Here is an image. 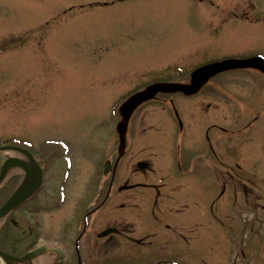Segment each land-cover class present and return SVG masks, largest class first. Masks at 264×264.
<instances>
[{"label":"rangeland","instance_id":"obj_1","mask_svg":"<svg viewBox=\"0 0 264 264\" xmlns=\"http://www.w3.org/2000/svg\"><path fill=\"white\" fill-rule=\"evenodd\" d=\"M208 1L0 0V146H23L19 141L27 140L38 149L47 140L55 145L56 140L66 141L73 160L70 196L82 193L89 180H107L103 161L114 160L118 142L115 111L131 92L155 80H184L195 67L213 60L264 55V0H249L250 7L247 0ZM230 3L240 5L235 10H248L243 24L249 32L236 29L229 20ZM253 70L216 75L207 87H215L217 94L225 90L228 98L247 105L264 103V78ZM163 98H172L179 110L198 99L184 103L178 94H160L135 112L129 127L132 147L123 159L124 177L137 161L155 153L166 181L179 180L174 159L180 140L174 113L161 102ZM190 113L189 125L195 128L196 115ZM243 118L248 121L251 113ZM263 124L261 115L255 132H261L264 145V128L259 126ZM156 133H164L157 150L149 139ZM258 135L244 134L251 156L260 142ZM5 153L0 152V167ZM11 172L0 186V205L11 184L7 181L17 179ZM149 176L162 177L159 172ZM250 180L256 185L255 194L264 195V167L250 172ZM222 202L218 205H225ZM259 217L256 229L264 228V213ZM205 223L208 230L202 231L199 245L151 246L120 258L107 253L112 260L105 264H143L157 258L179 264H264V229L240 234L241 221L234 216L230 232L208 213Z\"/></svg>","mask_w":264,"mask_h":264},{"label":"flooded vegetation","instance_id":"obj_2","mask_svg":"<svg viewBox=\"0 0 264 264\" xmlns=\"http://www.w3.org/2000/svg\"><path fill=\"white\" fill-rule=\"evenodd\" d=\"M247 1L250 7V1ZM238 6L230 3L229 20L236 29L245 31L247 28L243 23L249 17L248 10H235ZM255 56L264 59L259 52L234 58ZM253 71L264 78L258 70ZM189 75L179 82H188ZM211 82L210 79L192 95L177 93L184 103H190V98H198L184 110L176 109L172 98L161 101L172 110L177 125L176 135L180 142L176 145L174 167L178 181H166L167 173L155 153L137 161L135 167H131V174L124 177L123 159L132 147L129 127L134 115L126 131L125 149L120 160L115 165L116 149L113 161H103V164L110 162L109 172L102 171L109 178L89 180L77 196L71 197L68 190L73 169L68 143L56 140L55 145V141L47 140L36 149L27 140H22L20 148L29 152L40 168L41 182L31 196L0 220V264H105L112 260L107 253L118 254L116 258H120L124 253L151 246L156 249L183 246L185 249L199 245L202 231L208 230L206 223L203 224L206 213L230 232L234 230V216L241 221L240 234L262 231L264 228L256 229L255 225L259 215L264 213V195L258 189L260 195L255 194L252 186L255 188L256 185L250 180V172H260L264 167L263 139L261 132L259 135V131L255 132L258 119L264 115V103L260 100L258 104L247 105L232 100L225 90L217 94L215 87H207ZM156 100L158 96L152 101ZM192 110L194 117L196 115L195 128L188 121ZM245 113H251L248 121L243 118ZM259 126L264 128V124ZM246 133H256L260 139L254 145L252 156L247 143L250 140L244 136ZM161 135L156 133L158 137L149 138L156 150ZM20 158L29 164L25 154L20 153ZM138 163L143 164V168H139ZM158 172L162 176L159 179L149 176ZM14 175L17 179L7 181L11 184L2 204L27 177L22 168L11 172L10 176ZM220 200L225 201V205H218ZM209 228L212 230L213 226ZM37 250L35 256L26 257ZM165 261L176 260L157 258L143 264Z\"/></svg>","mask_w":264,"mask_h":264},{"label":"water","instance_id":"obj_3","mask_svg":"<svg viewBox=\"0 0 264 264\" xmlns=\"http://www.w3.org/2000/svg\"><path fill=\"white\" fill-rule=\"evenodd\" d=\"M240 68H253L264 73V62L260 57H254L250 59H225L222 61L212 62L192 71L190 74L189 83L154 82L126 98L118 107L120 119L116 123L115 130L118 135L119 143L117 148L118 157L116 159L115 165L124 153L125 135L129 120L134 111L140 105L147 101L153 100L159 93L172 94L181 92L186 95L195 94L213 76L227 70ZM1 151L12 152L16 154V156H9L3 161L0 167V185L5 180L8 172L13 169H24L27 177L15 190L12 196L0 207V219H2L8 212L13 210L26 198L31 196L39 187L41 182L40 168L36 165L29 152L13 145L0 146V152ZM20 153L26 155L29 160V164H25L21 160V158L19 157ZM139 167L143 168V164H140ZM108 170L109 163L106 162L103 172L107 173ZM37 252L38 250L32 253H28L26 257L31 258L32 256H35Z\"/></svg>","mask_w":264,"mask_h":264},{"label":"bare ground","instance_id":"obj_4","mask_svg":"<svg viewBox=\"0 0 264 264\" xmlns=\"http://www.w3.org/2000/svg\"><path fill=\"white\" fill-rule=\"evenodd\" d=\"M12 155H14V153H12V152H7V153H5V156H12ZM16 155V154H15ZM19 157H20V155H19ZM16 171H18V170H13L12 172H16Z\"/></svg>","mask_w":264,"mask_h":264}]
</instances>
